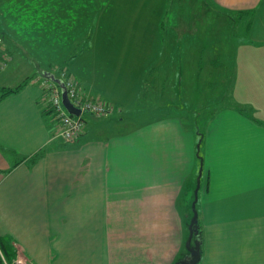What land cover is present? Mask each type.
I'll use <instances>...</instances> for the list:
<instances>
[{
    "label": "crops",
    "instance_id": "0c3cea01",
    "mask_svg": "<svg viewBox=\"0 0 264 264\" xmlns=\"http://www.w3.org/2000/svg\"><path fill=\"white\" fill-rule=\"evenodd\" d=\"M195 1L212 22L182 0H0V90L25 82L0 99V239L25 264H174L187 254L176 207L200 165L198 264H264V0ZM75 45L66 71L113 109L66 143L39 75ZM210 64L236 111L200 122L216 103ZM200 79L209 96L188 112ZM220 126L222 151L211 146ZM171 213L170 244L152 225Z\"/></svg>",
    "mask_w": 264,
    "mask_h": 264
},
{
    "label": "rangeland",
    "instance_id": "374dc122",
    "mask_svg": "<svg viewBox=\"0 0 264 264\" xmlns=\"http://www.w3.org/2000/svg\"><path fill=\"white\" fill-rule=\"evenodd\" d=\"M174 1V0H173ZM198 2L197 1H195V0H182V7L184 8L183 9V12H184V14L186 13V12H191V10L193 9V11H192V13L194 12V14H195V19H197L198 18V21L199 22H202V21H206V22H212V19H211V15L209 14V15H204V14H202V13H200L199 15H196L201 9H200V7L196 10V4H197ZM172 4H173V2H172ZM171 6V5H170ZM187 8H189V9H187ZM175 9V7L174 8H172V10H174ZM186 15V14H185ZM170 17H171V19L173 20L174 19V17L170 14ZM215 23H216V21H215ZM214 33H217V31H215ZM218 34V33H217ZM2 38V37H1ZM3 39V38H2ZM79 49H80V46L79 45H75V46H73L72 48H71V53H70V56L73 54V53H75V52H78L79 51ZM213 50H214V48H212L211 47V50L210 51H208L209 53H208V55H209V58L210 59H212V52H213ZM21 51H23V52H26L23 48H21ZM55 66H57V65H59V63L58 64H54ZM211 65V64H210ZM209 65V67H211L210 69H206L205 68V71H211V73L209 74V76H211V80L214 82V84H215V86H213V88H215L214 90H212L211 92H213L212 94H211V96H210V98L211 99H215V101H216V103L214 104V105H210L209 107H205L202 111H199V113H198V115H197V117L199 118V121L201 122V121H206V119H210L212 116H213V114H211V112L212 111H209L210 109H212V108H216L217 110H213V111H216V113H218V111H222V110H220V108H225V109H232V110H235L234 108H233V103H232V98L229 96L227 99L225 98L224 99V97H226V95H228V92H225L230 86H231V92H232V90H233V85L231 84V82H230V80L228 79L226 82H224V83H222V85H225L224 86V90H223V87H222V85H220V88H218V86L216 87V83L219 81V80H221L220 78H223V72H222V70H221V66L220 65H218V66H213V65H211L210 66ZM215 67V68H214ZM208 68V67H207ZM48 69H50V68H48ZM203 70V69H202ZM67 72V71H66ZM68 73V72H67ZM59 74V73H58ZM69 74V73H68ZM205 76H207V75H205ZM43 77L40 75L39 76V80H41V81H43ZM41 81H39V82H41ZM75 82V81H74ZM77 86V85H76ZM210 87H212L211 86V84H209L208 83V80H206V79H200L199 80V83H198V85H197V92L194 90V92H193V94L190 96V100H189V103H187L185 106H184V108H182V107H180V108H182V109H185L186 111H188V110H190V108L192 109H195V110H197L199 107H200V105H201V102H202V99L203 100H206L207 98V96H209V95H207L206 94V89L208 88H210ZM217 89V90H216ZM223 91L226 93L225 95H223L222 96V94H223ZM197 96H198V100L196 101H193L195 98H197ZM170 110V109H169ZM165 108L162 110V109H160V113L162 114V113H165ZM236 111V110H235ZM189 112V111H188ZM216 113H215V115H216ZM136 114V116H137V122H142L143 121V118H142V115L141 114H137V113H135ZM214 115V116H215ZM246 115H249V113L247 112L246 113ZM222 118V117H221ZM223 119V118H222ZM184 124L185 125H187V120L186 119H184ZM222 124V123H221ZM200 129H204V126L202 127V126H200ZM216 131H215V133L213 134V142L211 143V146L212 145H216V143L218 142V144L214 147V148H212V149H215L216 150V148H217V150L219 151H222V149H221V147H222V145L224 144L223 143V141H224V138H225V136H223V135H226L225 133H223V131H222V129H221V126L220 127H218V128H216L215 129ZM218 132V133H217ZM211 133H213V132H211ZM217 134H218V136H217ZM212 136V135H211ZM220 136V137H219ZM219 137V138H218ZM212 138V137H211ZM209 139H210V137H209ZM225 140H226V138H225ZM208 147V146H207ZM209 148V149H208ZM206 150H209L210 151V146L208 147ZM200 164V163H199ZM199 170V169H198ZM197 177V176H196ZM187 188H188V194H187V198L186 197H184V201H180L179 203H178V206L176 207L177 208V211H178V214H180L181 215V217H182V220H183V224H182V227H183V232H182V240H181V244H182V252H180V254L183 256L186 252L185 251H187V249H186V247H185V244H186V240H187V237H188V225H189V222H190V220H191V218H192V203H193V200H192V198L194 197V190H195V188H194V183H193V185L192 186H187ZM186 194V193H185ZM201 206H200V203L198 202V200H197V204H196V209L197 210H201V208H200ZM176 218L175 216H173L172 215V213H171V215H168L167 216V222H165L164 224H163V222L162 223H160L159 225L158 224H155L154 223V225H152V227L154 228V227H156V229H162L163 231H166L167 232V234H169L168 235V237H169V239L167 240L170 244H171V242L172 241H170V238L173 236L172 234L174 233V232H176L177 230H179L180 229V224H179V221L178 222H174V218ZM198 220H199V222H200V220H201V218H200V215L198 216ZM153 222V221H152ZM20 256V255H19ZM180 256V255H179Z\"/></svg>",
    "mask_w": 264,
    "mask_h": 264
},
{
    "label": "built area",
    "instance_id": "2783aa9c",
    "mask_svg": "<svg viewBox=\"0 0 264 264\" xmlns=\"http://www.w3.org/2000/svg\"><path fill=\"white\" fill-rule=\"evenodd\" d=\"M1 46L2 39L0 37V49ZM5 64L3 60H0V68H3ZM63 84L66 89L68 100L74 108L80 111L79 115L76 116L67 112L62 103V90H60L56 84L45 78L40 82V87L43 90L41 101L42 106L49 109L54 115L56 134L60 136L64 142L70 143L77 141L84 134V117L86 115H103L111 109V106L102 99L83 94L72 78L66 79L65 82L63 81ZM15 264L25 263L19 256L15 260Z\"/></svg>",
    "mask_w": 264,
    "mask_h": 264
},
{
    "label": "trees",
    "instance_id": "16d2710c",
    "mask_svg": "<svg viewBox=\"0 0 264 264\" xmlns=\"http://www.w3.org/2000/svg\"><path fill=\"white\" fill-rule=\"evenodd\" d=\"M2 37V36H0ZM2 39V38H1ZM3 41V39H2ZM78 54V52H75L73 53L71 56H69L66 60L62 61L61 63H59V65L55 66V65H51L47 71H45V73H49V74H52L54 79L55 80H52L51 78H48L46 76H42L43 78L45 79H48L49 81H51L52 83L56 84L60 90H62V88L60 87L59 83L56 82V80H60L62 83L63 81L65 82L66 79H71V75L68 74L66 72V68L67 66H69V64H71V62L73 61L74 57ZM59 73V74H58ZM63 75V77H62ZM40 76V75H39ZM23 85H25V82L24 84H20L17 88L15 89H1L0 90V99L9 95V94H12L14 92H16L18 89H20ZM91 97V96H90ZM113 107L111 106V109L112 110ZM108 110V112L110 111ZM108 112H106L105 114H107ZM43 113L45 114V116H50L53 118V113L47 109V108H44L43 107ZM105 114L103 115H100V116H95V115H86V116H95V117H102L104 116ZM85 116V117H86ZM84 117V118H85ZM86 122V121H85ZM202 136L203 134L200 132L199 133V137H198V148L200 149L201 147V140H202ZM196 186H194L195 188ZM194 199V197L192 198V200ZM197 204V203H196ZM195 209H196V205H195ZM197 210V209H196ZM193 215V213H192ZM196 229H197V234H194V239H198L200 242H201V253H202V239H203V231H202V227H201V224L198 220V217H197V223H196ZM19 256L17 255V249H13L11 247V244H8L5 240L3 239H0V264H15V260L18 258Z\"/></svg>",
    "mask_w": 264,
    "mask_h": 264
},
{
    "label": "water",
    "instance_id": "95a60500",
    "mask_svg": "<svg viewBox=\"0 0 264 264\" xmlns=\"http://www.w3.org/2000/svg\"><path fill=\"white\" fill-rule=\"evenodd\" d=\"M44 75L48 78H51L52 80H55L54 77L49 73H44ZM57 83H59L60 87L62 88V103L64 107L66 108L67 112L72 115H79L80 111L72 106L70 101L67 98V93L64 84L60 80H56ZM201 165L198 177L196 179V187L194 190V200L192 203V218L188 225V237L186 240L185 247L187 249V254L176 261L174 264H198L201 259V242L198 239H194V234H197L196 229V223H197V211L195 209V205L197 202V193L199 190V184H200V176H201Z\"/></svg>",
    "mask_w": 264,
    "mask_h": 264
}]
</instances>
